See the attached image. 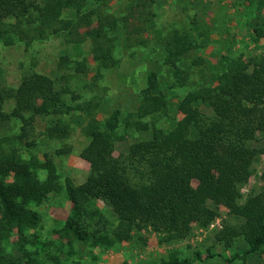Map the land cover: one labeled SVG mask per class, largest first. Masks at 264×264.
<instances>
[{
	"label": "trees",
	"instance_id": "16d2710c",
	"mask_svg": "<svg viewBox=\"0 0 264 264\" xmlns=\"http://www.w3.org/2000/svg\"><path fill=\"white\" fill-rule=\"evenodd\" d=\"M89 1L45 0L41 4L0 0V42L31 46L50 35L67 34L74 44L92 41L90 56L99 70L114 67L119 64L113 55L116 21L98 16L94 10L83 14ZM65 11H75V18H64ZM83 28L88 31L82 33ZM201 37L197 28L173 30L163 44L164 64L174 67L181 63L199 48ZM61 61V69L81 75L89 71L87 62L67 56ZM174 76L179 87H187V72L176 70ZM68 94V86L58 90L52 79L38 73L24 77L17 88L0 87V124L22 123L20 134L5 139L10 148H0V264H13L3 247L13 232L26 242L28 231L40 225L41 216L31 204L42 205L63 190L52 157L46 154L42 159L31 156L26 160L13 145L23 142L26 148L35 147L36 141L30 138L39 120L45 123L46 138L68 137L70 126L64 118L75 111ZM10 101L14 107L7 112ZM201 105L210 113L201 111ZM168 110L158 74L150 72L135 112L124 118L115 113L103 124L90 120L85 129L90 141L81 153L90 173L82 185L68 183L65 187L72 204L66 229L106 249L131 241L144 230L162 234V241L169 243L185 240L193 224L209 227L218 216L217 210L224 207L240 222L234 228L226 227L217 240L230 248L236 239L243 238L249 246L244 255L257 253L264 246V189L243 203L240 200L247 172L262 154L255 143L264 134V61L232 62L218 76L216 86L189 91L178 104L182 116L172 130L145 122ZM150 131L151 140L134 143L128 154L115 156V144L126 141L130 132ZM67 152L60 150L58 154ZM99 203L115 213L117 225L110 224ZM32 245L37 250L46 247L37 236ZM25 254L26 264L37 261L32 252ZM196 259L202 260L200 254ZM234 259L232 256L229 261ZM193 260L173 257L164 264H192ZM53 264L62 262L54 259Z\"/></svg>",
	"mask_w": 264,
	"mask_h": 264
},
{
	"label": "rangeland",
	"instance_id": "374dc122",
	"mask_svg": "<svg viewBox=\"0 0 264 264\" xmlns=\"http://www.w3.org/2000/svg\"><path fill=\"white\" fill-rule=\"evenodd\" d=\"M92 10L102 18L114 19L118 27L113 34L116 37L113 55L119 64L109 69L99 70L91 59V40L74 44L67 34L50 35L45 40L34 41L31 46L21 42L5 46L0 42V87L17 88L24 77L42 74L52 79L58 90L68 86L71 94L66 98L75 107V111L64 118L70 126L68 137L46 138L45 123L39 120L35 135L30 138L36 141L35 147L26 148L23 142L13 145L26 160L31 156L42 159L46 154L52 157L63 190L42 205L31 204L30 208L40 214L41 223L28 231L26 242L20 240L16 232L4 241L8 260L13 264H26L25 253L32 252L37 260L32 264H53L54 259L62 264H164L173 257L192 261L200 254L202 260H193L192 264H264V246L257 253L245 256L244 251L249 246L243 238L236 239L230 248L217 240L226 227L234 228L240 222L224 207L217 210L218 216L209 227L193 224L185 240L167 243L162 241V234L144 230L131 241L106 249L85 235L66 229L72 204L65 193L68 183L79 186L89 176L90 165L81 158V153L90 141L85 134L90 120L95 118L103 124L115 113L124 118L135 112L150 72L158 74L160 92L165 94L169 110L167 114L148 117L145 122L172 130L182 116L177 110L178 104L189 91L216 86L218 76L232 62L264 61V4L260 0H90L82 13ZM75 15V11H65L64 18L74 19ZM194 28L203 34L199 48L176 66H166L163 49L166 38L173 30ZM87 31L81 29L82 33ZM66 56L73 61L87 62L88 73L81 75L61 69V58ZM176 70L188 73L187 87L178 86ZM86 106L88 108H82ZM13 107L14 102L10 101L5 111L11 112ZM200 110L207 114L211 111L205 105H201ZM21 126L16 120L0 124V148H10L5 139L20 134ZM120 133L124 134L123 129ZM151 137V131L130 132L126 141L115 144V156L128 154L132 144L149 141ZM255 146L262 154L247 172L241 189L242 203L264 189V134L259 136ZM60 150L68 152L58 154ZM99 207L110 224L117 225L115 213L103 203H99ZM36 236L45 243L44 250L32 245ZM209 254L214 257L207 258ZM232 256L235 259L229 261Z\"/></svg>",
	"mask_w": 264,
	"mask_h": 264
}]
</instances>
